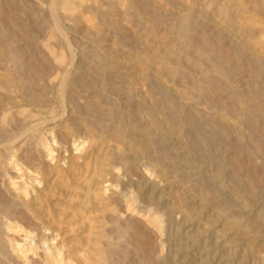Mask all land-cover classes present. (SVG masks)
Here are the masks:
<instances>
[{"label": "rangeland", "instance_id": "1", "mask_svg": "<svg viewBox=\"0 0 264 264\" xmlns=\"http://www.w3.org/2000/svg\"><path fill=\"white\" fill-rule=\"evenodd\" d=\"M68 1L0 0V264H264V0Z\"/></svg>", "mask_w": 264, "mask_h": 264}, {"label": "bare ground", "instance_id": "2", "mask_svg": "<svg viewBox=\"0 0 264 264\" xmlns=\"http://www.w3.org/2000/svg\"><path fill=\"white\" fill-rule=\"evenodd\" d=\"M63 4V3H62ZM64 4L66 5L67 8H72V6H70L69 4V1L68 0H65ZM64 6V5H63ZM68 9V10H69ZM55 20V19H54ZM56 23V21H54ZM56 25V24H55ZM56 27V26H55ZM60 28V26H59ZM58 28V29H59ZM61 29V28H60ZM59 29V32L61 31ZM57 32V31H56ZM63 34V33H62ZM19 115L23 116V113L24 111H19L18 112ZM18 124V123H16ZM15 125V124H14ZM13 127V126H12ZM14 128V127H13ZM18 128V126H17ZM23 128V127H22ZM25 131L24 133L25 134H28V133H31L32 131H34L35 129L32 128V127H25ZM37 132V131H36ZM35 133V132H34ZM34 142H35V146L37 148V154L42 157V158H45V157H48L49 159H51L52 157V152H51V145L49 146L48 143L49 142H46L47 140H45L39 132L35 133L34 134ZM22 136V135H20ZM118 137V136H117ZM116 139V137H115ZM51 141H52V138H51ZM53 142V141H52ZM75 141H72L70 142L71 143V146L73 149L77 150L76 149V146H75ZM100 149V148H99ZM102 150V149H100ZM109 151V150H108ZM96 153V152H95ZM100 153V151H99ZM98 153V154H99ZM94 156V155H93ZM97 156V155H96ZM114 157V156H113ZM112 155L108 154L106 151H104V149L102 150V152L100 153V155L97 156V160L100 159L99 161H97V169L95 172L92 173H89V175H91L90 178H86V180H83L85 179V176L84 178H82V175L79 177L78 174H76L75 172H73V176H78L79 178H81V180H83V182L85 183V186H86V190H85V199H89L88 196L89 195V186L90 184L92 183V181L97 177L99 176L101 173H103V170H104V167L109 165V166H115L117 161L116 159H113ZM96 166V165H95ZM47 167V166H46ZM82 168V167H81ZM44 170V169H43ZM73 170V169H72ZM46 171V169H45ZM50 171V170H49ZM93 171V170H92ZM48 172V171H47ZM72 172V171H71ZM78 180V179H77ZM74 181V180H73ZM94 184V183H93ZM62 185V184H61ZM66 185V184H65ZM81 185V184H80ZM94 186V185H93ZM92 186V187H93ZM64 187V186H63ZM67 188V187H66ZM65 188V189H66ZM69 189V188H68ZM93 189V188H92ZM66 191V190H65ZM90 191V190H89ZM91 192V191H90ZM24 193V192H23ZM121 198H122V201H123V204H124V208L126 211H132L133 209L136 210L137 213H141L142 215H147L148 217V223L149 225H151L153 228L155 229H161L162 228V221L160 219L159 216H157V214L150 210V209H147L145 207H142L140 205H138L136 199L132 196H130V193L125 191L123 194H121ZM83 199V198H82ZM87 201V200H86ZM8 211V210H7ZM20 211V210H19ZM35 213V212H34ZM78 213V212H77ZM9 216L12 215H16L18 216L20 219L24 220V221H28V217L22 215V213H13L11 210L6 213ZM18 214V215H17ZM24 214V213H23ZM20 222V221H19ZM19 222H16L14 221V219H12L11 221H8V222H5V224L3 225V231H4V236L6 238H4V242H3V246L5 247V249L7 250V252H10L11 255H15V257L17 259H20L22 261H25L26 259V256L28 254V252L31 250L32 248V245H31V241H33V238H30L29 236H25V238L23 240H19L15 235H17V232H18V224ZM22 222V221H21ZM32 223V222H31ZM30 224V223H29ZM25 225V224H24ZM27 225V224H26ZM31 225V224H30ZM29 225V226H30ZM23 230V229H22ZM143 229L141 227H139V225H135V230H134V234L137 236V235H141L143 233ZM3 233V232H2ZM19 234V233H18ZM43 236V235H42ZM45 236V235H44ZM99 237V236H98ZM46 238V236L44 237ZM47 240V239H45ZM37 241V240H35ZM49 241V240H48ZM98 241V240H97ZM103 242V241H102ZM28 243V244H27ZM90 243V242H89ZM37 244L44 250L45 254H44V260H45V264H64L62 262V259L61 257L59 256V254L57 253L56 250H54L52 247H50L49 245H46L44 239H40ZM97 244V243H96ZM112 243H110L109 245H111ZM27 245H30V247H27ZM53 246V245H52ZM96 246V245H95ZM4 247H1L4 249ZM36 248V247H35ZM97 248V246H96ZM36 251V250H35ZM97 251V249L95 250ZM90 252V251H89ZM97 253V252H96ZM9 255V254H7ZM98 256H99V259L100 261H103L104 258L106 257V253H105V250H104V247L103 249H99V252H98ZM108 258V257H107ZM13 259V258H12ZM28 260V258H27ZM99 264V263H98Z\"/></svg>", "mask_w": 264, "mask_h": 264}]
</instances>
